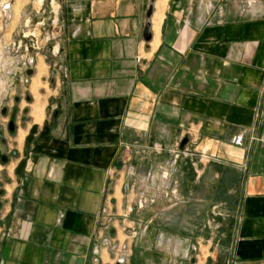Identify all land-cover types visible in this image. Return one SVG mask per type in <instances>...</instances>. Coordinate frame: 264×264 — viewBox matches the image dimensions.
Masks as SVG:
<instances>
[{
    "label": "crops",
    "instance_id": "crops-1",
    "mask_svg": "<svg viewBox=\"0 0 264 264\" xmlns=\"http://www.w3.org/2000/svg\"><path fill=\"white\" fill-rule=\"evenodd\" d=\"M151 1L62 0L50 134L5 145L0 264H264V0H155L145 42ZM141 179L177 202L137 238Z\"/></svg>",
    "mask_w": 264,
    "mask_h": 264
},
{
    "label": "rangeland",
    "instance_id": "rangeland-1",
    "mask_svg": "<svg viewBox=\"0 0 264 264\" xmlns=\"http://www.w3.org/2000/svg\"><path fill=\"white\" fill-rule=\"evenodd\" d=\"M62 0H0V99L2 106L10 110L16 106L15 96L29 95L33 103L25 100L19 106L16 119L17 133L11 135L5 132V139L9 148L22 149L26 144L29 129L35 124L40 129L47 125V118L52 115L50 100L53 77L51 66L59 57L62 27ZM32 70V77L27 71ZM30 111L23 124V110ZM42 114L41 120H35V115ZM9 117L0 115V125L7 126ZM0 152L11 155L8 148L1 146ZM17 159H11L8 173L13 175ZM6 167L0 162V178L5 180ZM142 182L144 179H141ZM135 184V199L132 203L131 218L134 223L130 236L137 238L148 237L147 207L167 201L171 207L177 200L173 198L175 192L174 181L169 185L165 182L151 185L148 180ZM148 192L156 193L149 194ZM152 195V196H151ZM169 197V198H168ZM173 198V199H170ZM130 218V214L127 215ZM120 259L126 258L127 248H122ZM123 263V262H122ZM124 264V263H123Z\"/></svg>",
    "mask_w": 264,
    "mask_h": 264
},
{
    "label": "flooded vegetation",
    "instance_id": "flooded-vegetation-1",
    "mask_svg": "<svg viewBox=\"0 0 264 264\" xmlns=\"http://www.w3.org/2000/svg\"><path fill=\"white\" fill-rule=\"evenodd\" d=\"M33 74H35V73H33ZM32 75L29 76V77H32ZM23 100H25L28 104L33 103V99L29 95H25L24 97L15 96L14 97V100H13L16 103V106L15 107H13L10 110L8 107L4 106L0 110V115L1 116H3V117H9V121H8L7 126L6 127H4V126L3 127H0V143H1V146H3V147L6 145V140H5V137H4L5 136V132L6 131H9V133L11 135H15L17 133V129H16L17 128L16 127V119L18 118V115H19V106H20V104L22 103ZM29 114H30L29 109L25 108L23 110V116H22V121H23V124L24 125H26V120H27V117L29 116ZM32 127H31V129H32ZM45 127L46 126L42 127L43 128L42 131H40V129L38 130V135L44 131V128ZM11 128H13V130H11ZM29 135H30V131H29ZM25 146H26V144H25ZM14 152H16L15 155H14ZM17 156H18L17 151H13L11 153V155H6V154L0 152V162L3 165H9L11 159L17 158ZM4 157H6V159H7L6 162L3 161V158ZM4 195H5V191L2 188V185L0 184V198H2ZM3 207H4V202H3V200H0V210H2Z\"/></svg>",
    "mask_w": 264,
    "mask_h": 264
},
{
    "label": "water",
    "instance_id": "water-1",
    "mask_svg": "<svg viewBox=\"0 0 264 264\" xmlns=\"http://www.w3.org/2000/svg\"><path fill=\"white\" fill-rule=\"evenodd\" d=\"M154 3H155V0H152L151 1V4L149 6V9H148V12H147V24L145 26V30H144V34H143V37H144V41L145 42H150V40H152V33H151V18H152V15H153V12H154ZM33 74V71L32 70H29L27 71V76H31ZM11 130H13V128H11ZM38 130H39V127L37 125H34L32 127V129L30 130V135L26 138V146H25V151L27 153V155L30 154L31 152V145L34 143V142H38V141H42L43 138L49 136L50 134V128L48 126H46L44 128V131L42 133H40L38 135ZM188 142V139H184L180 145V150H184V147L186 146ZM16 154V152H14V155ZM6 157L3 158V161L6 162ZM26 165H27V159H24L18 166V168L15 170V173H16V176L17 177H21L25 171V168H26ZM195 248H193V251H192V255L195 254ZM117 264H121L120 262L117 263Z\"/></svg>",
    "mask_w": 264,
    "mask_h": 264
},
{
    "label": "bare ground",
    "instance_id": "bare-ground-1",
    "mask_svg": "<svg viewBox=\"0 0 264 264\" xmlns=\"http://www.w3.org/2000/svg\"><path fill=\"white\" fill-rule=\"evenodd\" d=\"M41 118H42V114L39 113V114L35 115V120H41Z\"/></svg>",
    "mask_w": 264,
    "mask_h": 264
},
{
    "label": "built area",
    "instance_id": "built-area-1",
    "mask_svg": "<svg viewBox=\"0 0 264 264\" xmlns=\"http://www.w3.org/2000/svg\"><path fill=\"white\" fill-rule=\"evenodd\" d=\"M254 3H255V0H249L248 5L251 6V5H253ZM159 150H160V149H159Z\"/></svg>",
    "mask_w": 264,
    "mask_h": 264
}]
</instances>
